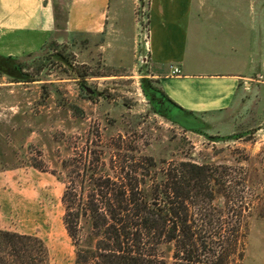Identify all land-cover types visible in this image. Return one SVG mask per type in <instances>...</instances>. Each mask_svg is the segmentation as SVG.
Instances as JSON below:
<instances>
[{
	"label": "rangeland",
	"instance_id": "1",
	"mask_svg": "<svg viewBox=\"0 0 264 264\" xmlns=\"http://www.w3.org/2000/svg\"><path fill=\"white\" fill-rule=\"evenodd\" d=\"M119 1L113 32L75 43L52 37L14 57L22 79L0 74V229L41 239L47 264H73L65 187L83 205L101 179L128 173L149 190L167 165L189 161L211 167V217L237 240L230 264H264V0H193L186 64L251 75L236 112H192L186 125L153 113L141 91L148 0H110V9ZM171 253L161 246L168 262Z\"/></svg>",
	"mask_w": 264,
	"mask_h": 264
},
{
	"label": "trees",
	"instance_id": "2",
	"mask_svg": "<svg viewBox=\"0 0 264 264\" xmlns=\"http://www.w3.org/2000/svg\"><path fill=\"white\" fill-rule=\"evenodd\" d=\"M19 67L16 59L0 56V74L15 78ZM16 78L22 79L21 73ZM140 87L153 113L187 124L181 118L192 112L171 101L153 79L143 77ZM118 179L98 181L83 205L75 204L76 193L65 187L63 223L74 246L73 264L233 263L237 240L224 235L228 222L211 217L214 178L209 165L171 163L149 190L139 188L128 173ZM165 244L172 247L170 262L160 254ZM0 264H47L45 245L36 236L0 229Z\"/></svg>",
	"mask_w": 264,
	"mask_h": 264
},
{
	"label": "crops",
	"instance_id": "3",
	"mask_svg": "<svg viewBox=\"0 0 264 264\" xmlns=\"http://www.w3.org/2000/svg\"><path fill=\"white\" fill-rule=\"evenodd\" d=\"M122 3L110 0H0V56H28L47 41L82 42L113 32L120 24ZM193 0H148V77L176 105L194 113L237 111L250 73L211 74L186 64ZM171 66L180 73L171 74ZM256 76L259 77L257 73ZM243 90V91H242Z\"/></svg>",
	"mask_w": 264,
	"mask_h": 264
},
{
	"label": "built area",
	"instance_id": "4",
	"mask_svg": "<svg viewBox=\"0 0 264 264\" xmlns=\"http://www.w3.org/2000/svg\"><path fill=\"white\" fill-rule=\"evenodd\" d=\"M142 40H143L144 49H145L146 54H147V31H146V33H144ZM143 60H144L143 62L148 63V56H144ZM179 73H180V70L177 67L174 66L171 68V74L172 75H177Z\"/></svg>",
	"mask_w": 264,
	"mask_h": 264
}]
</instances>
